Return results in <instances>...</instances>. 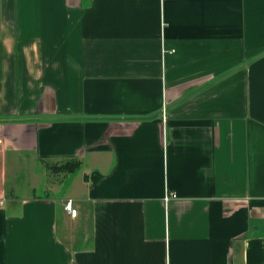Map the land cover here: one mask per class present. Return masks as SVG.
<instances>
[{
    "label": "crops",
    "instance_id": "crops-1",
    "mask_svg": "<svg viewBox=\"0 0 264 264\" xmlns=\"http://www.w3.org/2000/svg\"><path fill=\"white\" fill-rule=\"evenodd\" d=\"M0 264H264V0H0Z\"/></svg>",
    "mask_w": 264,
    "mask_h": 264
},
{
    "label": "rangeland",
    "instance_id": "rangeland-1",
    "mask_svg": "<svg viewBox=\"0 0 264 264\" xmlns=\"http://www.w3.org/2000/svg\"><path fill=\"white\" fill-rule=\"evenodd\" d=\"M54 160H34L32 158H13L8 154V173L6 182V192L22 195H31L35 188V195H45L49 193L53 197H62L66 194L78 193L81 185V175L89 172L90 164L88 160L75 175L55 176L44 169L46 163Z\"/></svg>",
    "mask_w": 264,
    "mask_h": 264
},
{
    "label": "trees",
    "instance_id": "trees-1",
    "mask_svg": "<svg viewBox=\"0 0 264 264\" xmlns=\"http://www.w3.org/2000/svg\"><path fill=\"white\" fill-rule=\"evenodd\" d=\"M80 167V162L77 159H70L68 161H65L61 164H51L49 166V169L53 171L54 173H75ZM85 181H92L94 183H97L101 179V174L98 172H92L90 175H84L83 176Z\"/></svg>",
    "mask_w": 264,
    "mask_h": 264
},
{
    "label": "built area",
    "instance_id": "built-area-1",
    "mask_svg": "<svg viewBox=\"0 0 264 264\" xmlns=\"http://www.w3.org/2000/svg\"><path fill=\"white\" fill-rule=\"evenodd\" d=\"M176 197L174 192H166L165 200L168 201L170 198ZM64 209L66 210L67 213L70 214V216H76L77 214V209L74 208L73 203L71 200H67L64 204Z\"/></svg>",
    "mask_w": 264,
    "mask_h": 264
}]
</instances>
